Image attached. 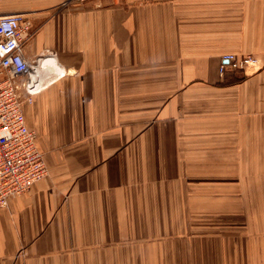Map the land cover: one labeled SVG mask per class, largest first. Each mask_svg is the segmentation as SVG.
Masks as SVG:
<instances>
[{"label":"crops","instance_id":"crops-1","mask_svg":"<svg viewBox=\"0 0 264 264\" xmlns=\"http://www.w3.org/2000/svg\"><path fill=\"white\" fill-rule=\"evenodd\" d=\"M14 14L48 174L0 208V264H264V0H0ZM230 53L260 66L222 85Z\"/></svg>","mask_w":264,"mask_h":264},{"label":"built area","instance_id":"built-area-1","mask_svg":"<svg viewBox=\"0 0 264 264\" xmlns=\"http://www.w3.org/2000/svg\"><path fill=\"white\" fill-rule=\"evenodd\" d=\"M34 33L32 21L24 15L0 17V208H6L12 196L31 191L48 174L37 134L28 127L24 113L25 104L41 91L33 76L41 58L31 63L24 53ZM259 66L255 55L230 53L222 57L219 72L224 78Z\"/></svg>","mask_w":264,"mask_h":264},{"label":"trees","instance_id":"trees-1","mask_svg":"<svg viewBox=\"0 0 264 264\" xmlns=\"http://www.w3.org/2000/svg\"><path fill=\"white\" fill-rule=\"evenodd\" d=\"M243 80V77H239L236 74H231L229 77L226 78V80L223 81L222 85H228L236 82H240Z\"/></svg>","mask_w":264,"mask_h":264},{"label":"rangeland","instance_id":"rangeland-1","mask_svg":"<svg viewBox=\"0 0 264 264\" xmlns=\"http://www.w3.org/2000/svg\"><path fill=\"white\" fill-rule=\"evenodd\" d=\"M233 73H235V74H240V73H243L242 71H240V72H233ZM230 75H231V73H229ZM228 74V75H229ZM228 75H226V77H228ZM226 77H224L225 79H226Z\"/></svg>","mask_w":264,"mask_h":264},{"label":"bare ground","instance_id":"bare-ground-1","mask_svg":"<svg viewBox=\"0 0 264 264\" xmlns=\"http://www.w3.org/2000/svg\"><path fill=\"white\" fill-rule=\"evenodd\" d=\"M52 61H53V60H52ZM43 63H44V62H43ZM51 63H53V62H51ZM46 64H47V63H46ZM44 65H45V63H44ZM56 65H57V64H56ZM52 69H53V68H52ZM56 70H57V69H56ZM60 70H61V69H60ZM62 72H63V71H62ZM62 72H61V73H62ZM59 73H60V72H59Z\"/></svg>","mask_w":264,"mask_h":264}]
</instances>
